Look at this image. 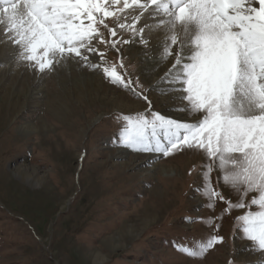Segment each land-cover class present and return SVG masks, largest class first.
I'll return each mask as SVG.
<instances>
[{"label":"rangeland","instance_id":"rangeland-1","mask_svg":"<svg viewBox=\"0 0 264 264\" xmlns=\"http://www.w3.org/2000/svg\"><path fill=\"white\" fill-rule=\"evenodd\" d=\"M117 31V39H132L131 33ZM131 44L120 43L119 52L104 44L97 47L106 52L108 64L123 60L124 68L118 70L134 85L139 83L138 91L147 101L111 83L100 68L84 67L73 59L44 73L24 61L20 70L0 73V87L11 90L8 102L0 106V264H263L264 253L252 250V242L242 238L237 226L235 218L245 209H233L215 221L220 226L215 234L223 242L202 259L177 250V245L195 247L213 234V228L198 218L219 217L226 205L217 202L214 210L209 209L197 191L208 162L203 152L157 154L143 164L139 158L144 161L149 153L119 144L121 115L149 110L178 121L195 119L168 114L182 113L179 108L186 102L167 99L169 93L155 89L143 73L146 64L138 53L145 46L130 50ZM172 62L174 57L164 60L163 67ZM81 74L104 86L77 102L71 96L81 89L74 87ZM18 91L30 92L21 101L25 109L20 114L11 105ZM4 95L1 90L0 99ZM137 103L140 110L133 109ZM28 124L36 130H21ZM166 165H176V173L162 170ZM219 176L218 170L212 172L213 185L235 202L238 196L222 179L217 184ZM126 228L133 233L124 245L108 242ZM97 253L103 257L100 262Z\"/></svg>","mask_w":264,"mask_h":264},{"label":"snow or ice","instance_id":"snow-or-ice-1","mask_svg":"<svg viewBox=\"0 0 264 264\" xmlns=\"http://www.w3.org/2000/svg\"><path fill=\"white\" fill-rule=\"evenodd\" d=\"M117 30L132 39H117ZM154 31L161 33L154 46L161 57H174L161 82L186 102L179 110L195 119L178 121L149 110L121 115L118 142L164 157L188 149L207 158L197 191L209 209L217 202L226 206L219 217L198 218L213 234L195 247L177 245L178 251L202 259L223 242L215 221L245 209L235 218L238 229L252 250L264 253V0H0V35L17 46V58L28 67L44 73L78 60L146 101L139 83L118 70L123 60L108 64L97 45L119 52L120 43L138 38L147 47ZM214 170L220 173L217 184L222 179L238 196L235 202L213 185Z\"/></svg>","mask_w":264,"mask_h":264},{"label":"bare ground","instance_id":"bare-ground-1","mask_svg":"<svg viewBox=\"0 0 264 264\" xmlns=\"http://www.w3.org/2000/svg\"><path fill=\"white\" fill-rule=\"evenodd\" d=\"M148 14L145 13V16H147ZM152 21H149V23H151ZM141 24L144 23V20L142 19ZM140 26V25H138ZM145 35L146 37L149 35L148 32L146 31L145 32ZM161 38V33L159 31H154L150 38H149V45L147 47H144V50L142 49L141 52H138L140 55H142V58L144 60V63L146 64V66L144 67L143 69V73L146 74V76H148L150 79H151V83L153 85H156L155 89L156 90H162V91H166L167 93H169L170 95L167 96V99H172V100H176L177 96L179 95L178 93H174L171 91L168 83L165 81V82H161V77L164 76L165 72L168 71V69L172 66V64L174 62H172L168 67H163V63H164V59L160 56V57H155V58H150V56H152L153 54H157L159 55V51L154 47L160 40ZM139 45H141L138 40L136 43H132L130 45V50H138L137 46L139 47ZM143 45V44H142ZM17 53H18V49H17V46L13 45L10 41H7L3 38L2 35H0V73L1 72H9L10 70L12 69H15V70H20V62L21 60H19L17 58ZM15 54V55H14ZM91 54V53H89ZM147 56H145V55ZM14 55V56H13ZM91 61H93L94 63H100V61L98 60V56H95L93 54H91V57L89 58ZM75 61V60H74ZM82 65V64H81ZM27 70V69H26ZM16 73V71H15ZM84 73V72H83ZM2 74V73H1ZM21 74V73H20ZM86 74V73H85ZM82 75V74H81ZM82 79H80V81H75V88H76V85H79L81 89H77V90H73V95L74 96H71V93H69V96H71L72 98H75V100H77V102H83V100L85 99H89L91 98L95 93H99L102 89V85L103 84H100L99 83V80H97V78H94L92 76H81ZM147 77V78H148ZM24 79V78H23ZM40 84V83H39ZM41 85V84H40ZM104 86V85H103ZM73 87V88H74ZM42 88V87H41ZM23 89V88H22ZM21 89V90H22ZM3 90L5 95L4 97H2L0 99V106H5V103L8 102V98H9V92L11 91L10 89H7V90H4L2 87H0V91ZM26 90V89H24ZM40 91L41 90H38L35 88L34 92L35 94H40ZM67 91H71V89L68 88ZM19 92V91H18ZM12 93V92H11ZM114 93V92H113ZM18 94H20L18 97H15L13 95V98L11 100V105L13 106L14 108V111L15 113L17 114H20L23 109H25V104H23L21 101H26L29 97V94L30 92H27V93H24V91H20ZM32 96V95H31ZM37 96V95H36ZM96 96V95H95ZM99 96V95H98ZM34 98V97H32ZM36 98V97H35ZM34 98V99H35ZM70 98V97H68ZM103 98V97H102ZM38 99V98H37ZM101 99V98H100ZM30 100V98H29ZM23 101V102H24ZM34 101V100H33ZM36 101V100H35ZM93 101V100H92ZM126 101V100H125ZM22 103V105H21ZM88 103V102H87ZM10 104V103H9ZM65 104V103H64ZM129 104V103H128ZM120 105V104H119ZM141 104L137 103L135 104V106L133 107V109L136 107L138 108V110L141 109ZM64 105L61 104L60 108L58 109H61L63 108ZM82 106V105H81ZM107 106V105H106ZM129 106V105H128ZM87 107V106H86ZM1 109V108H0ZM66 109V108H64ZM132 109V105H131V108ZM66 111V110H65ZM130 111V110H129ZM167 114V113H166ZM169 115H172L176 118H180V119H184L186 116H187V113L185 112H180V113H174V112H171V113H168ZM15 115V114H14ZM176 115V116H175ZM34 125L32 124H28L24 127H22L21 130H26L28 132H32V130H36ZM46 130V129H45ZM124 153H122L123 155ZM121 155V156H122ZM157 158V153H149L147 156H144V161L142 158H139L138 161H141V163L145 164V163H148V162H151L152 160H155ZM137 159V158H136ZM135 159V160H136ZM201 161V160H200ZM160 166V165H159ZM161 167V166H160ZM162 170L164 171H170V172H175L176 171V165L174 166H164L162 167ZM179 172V171H178ZM176 173V172H175ZM18 177V176H17ZM25 179V178H24ZM49 179V178H48ZM40 180V178H39ZM40 182V181H39ZM132 229H124L121 231V233H119L118 235V238L117 235H113L111 236L109 239H108V242H111L112 244L111 245H124L126 243V240H127V236L129 234H132ZM243 249V248H242ZM120 250V249H119ZM241 251V250H240ZM242 253H245L243 252L242 250ZM98 254V253H97ZM241 255V254H240ZM244 255V254H242ZM96 256V255H95ZM95 258V257H94ZM92 258V259H94ZM102 256L100 254L97 255L96 257V260L97 261H101L102 260ZM244 258V257H243ZM95 260V261H96ZM97 263V262H96ZM95 263V264H96ZM264 264V263H263Z\"/></svg>","mask_w":264,"mask_h":264}]
</instances>
